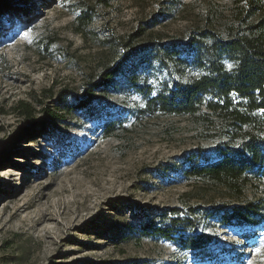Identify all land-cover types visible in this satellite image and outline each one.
Returning <instances> with one entry per match:
<instances>
[{
	"label": "rangeland",
	"instance_id": "rangeland-1",
	"mask_svg": "<svg viewBox=\"0 0 264 264\" xmlns=\"http://www.w3.org/2000/svg\"><path fill=\"white\" fill-rule=\"evenodd\" d=\"M238 1L111 0L98 6L95 0H0L6 4L0 6V264H264V220L253 227L210 222L203 231L212 243L203 254L164 240L119 237L138 214L227 197L183 174L190 152H210L227 141L215 117L214 124H203L199 117L144 115V99L121 78L88 111L66 114L73 101L61 95L80 92L111 59L102 46L107 38L142 27V40L168 42L207 18L219 27ZM89 6L95 8L92 22L79 33L76 20ZM134 66L130 61L127 68ZM135 72L139 86L151 89L170 78L156 63ZM36 100L58 120L42 114ZM20 101L36 109L33 119L17 115ZM106 122L125 129L104 137ZM25 130L34 141L22 139L12 148ZM7 153L10 160H3ZM263 195L264 180L249 183L239 201Z\"/></svg>",
	"mask_w": 264,
	"mask_h": 264
},
{
	"label": "trees",
	"instance_id": "trees-1",
	"mask_svg": "<svg viewBox=\"0 0 264 264\" xmlns=\"http://www.w3.org/2000/svg\"><path fill=\"white\" fill-rule=\"evenodd\" d=\"M95 1L98 6H108L111 0ZM94 13V6H89L79 15V33L91 24ZM219 25L207 18L203 26H194L185 37H172L168 42L151 37L142 40L146 33L142 27L124 37L113 35L102 42L111 59L101 64L96 76L90 74L78 93L62 91V96L73 101L64 108L66 114H75L103 101L121 78L144 99V115L199 117L203 124H214L215 117L224 131L220 137L227 141L210 152L193 150L182 163L186 179L217 186L227 197L212 205L185 203L138 214L139 219L128 222L125 231H118L124 241L164 240L181 250L203 254L212 243V237L203 231L210 222L253 227L264 220V195L239 201L249 183L264 180V1L239 0L230 19ZM130 61L136 66L127 68ZM150 63H156L170 77L156 89L139 86L135 72L138 66ZM173 70L182 73L179 79ZM187 70L197 75L185 78ZM36 103L43 105L40 100ZM203 109L206 112H201ZM14 110L25 120L33 119L36 112L23 101ZM40 111L48 119L58 120L50 108L41 107ZM102 129V135L110 137L125 128L119 122H106ZM22 139L32 142L35 138L25 130L14 139L12 148ZM10 157L7 153L3 160Z\"/></svg>",
	"mask_w": 264,
	"mask_h": 264
},
{
	"label": "water",
	"instance_id": "water-1",
	"mask_svg": "<svg viewBox=\"0 0 264 264\" xmlns=\"http://www.w3.org/2000/svg\"><path fill=\"white\" fill-rule=\"evenodd\" d=\"M3 4L6 6V4L4 2H0V6H2Z\"/></svg>",
	"mask_w": 264,
	"mask_h": 264
}]
</instances>
